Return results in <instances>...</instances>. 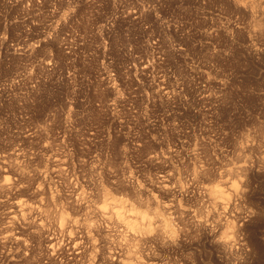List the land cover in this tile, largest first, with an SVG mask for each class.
I'll list each match as a JSON object with an SVG mask.
<instances>
[{
    "label": "rangeland",
    "instance_id": "374dc122",
    "mask_svg": "<svg viewBox=\"0 0 264 264\" xmlns=\"http://www.w3.org/2000/svg\"><path fill=\"white\" fill-rule=\"evenodd\" d=\"M129 254L264 264V0H0V264Z\"/></svg>",
    "mask_w": 264,
    "mask_h": 264
},
{
    "label": "bare ground",
    "instance_id": "6f19581e",
    "mask_svg": "<svg viewBox=\"0 0 264 264\" xmlns=\"http://www.w3.org/2000/svg\"><path fill=\"white\" fill-rule=\"evenodd\" d=\"M259 23H260V22H258V24H259ZM232 186H233V185H232ZM217 187H218V186H217ZM236 187H237V186H236ZM218 188H219V187H218ZM212 189H213V188H212ZM212 189H211V191H213V192L216 191V187H215V190H212ZM220 189H221V188H220ZM233 189L235 190L234 187H233ZM221 190H223V189H221ZM218 191H219V190H218ZM218 191H217V192H218ZM217 192H216V193H217ZM219 192H220V191H219ZM221 192H222V191H221ZM223 192H225V191L223 190ZM235 193H236V192H235ZM214 194H215V193H214ZM219 194H220V193H218L217 196H219ZM237 194H238V193H237ZM213 196H214V195H213ZM224 196H225V195H224ZM230 196H231V195H230ZM220 197H221V196H220ZM220 197H219V198H220ZM222 197H223V196H222ZM222 197H221V198H222ZM107 198H108V197H107ZM214 198H217V197H214ZM221 198H220V199H221ZM223 198H224V199H221V201H220L219 203L217 202V200L215 201V203L217 202L218 205L223 204L222 207L224 208V207H227V205H228V203H229V201H230V198H226V196L223 197ZM212 199H213V197H212ZM217 199H218V198H217ZM231 199H232V198H231ZM214 200H215V199H214ZM106 202H107L106 204H107L109 207H113V208H115L116 206H118V205H120V204L123 203L121 200H118L117 203H116V202H113V201H106ZM119 202H120V203H119ZM20 203H21V202H20ZM220 203H221V204H220ZM23 204H24V203H23ZM23 204H22V206H23ZM106 204H105V208H104V206H102V209H101L102 211H105V209L107 208V205H106ZM103 208H104V209H103ZM135 208H136V207H135ZM135 208H134L133 210H135ZM139 209H140V208H139ZM139 209L135 210L136 213H137V212L140 213L139 215H141V216L144 218V217L146 216V213H145L146 210H145V211H140ZM126 210H127V209H126ZM142 210H143V209H142ZM213 210H214V209H213ZM131 211H132V210H131ZM135 211H134V212H135ZM118 212H119V211H118ZM118 212H116L115 215H117ZM138 213H137V214H138ZM101 214H102V215H108V216L111 215V214H106L105 212H101ZM128 214H129V213H128ZM128 214H127V215H128ZM132 214H133V212H132L130 215L132 216V218H134L135 215L133 216ZM134 214H135V213H134ZM137 214H136V215H137ZM149 214H150V213H149ZM112 215H113V211H112ZM112 215H111V216H112ZM125 215H126V214H125ZM127 215H126V216H127ZM111 216H109V217L111 218ZM131 216H130V217H131ZM137 216H138V215H137ZM206 216H207V215H206ZM122 217H123V216H122ZM61 218L63 219V216H61ZM64 218H65V217H64ZM138 218H139V216H138ZM130 219H131V218H130ZM144 219H145V218H144ZM144 219H143V220H144ZM206 219H207V218H206ZM64 220H65V219H64ZM134 220L137 221V219H134ZM140 221H141V220H140ZM149 221H150V219H149ZM149 221L147 220L148 223H146V224H145V223H142L143 221H141L140 223L145 224V225H144V226L142 225V226H141L140 228H138L137 230H139V229H140V231H142V229H143L144 231H148V230H150V229H151V225H152L153 223L150 225L149 223H150L152 220H151L150 222H149ZM160 221H161V220H160ZM138 222H139V221H138ZM145 222H146V221H145ZM154 222H155V221H154ZM166 222H167V221H166ZM140 223H139V224H140ZM125 225H126V224H125ZM156 225H157V224H156ZM163 225H164V224H163ZM161 227H162L163 229L167 228L165 225H164L165 228H164L163 226H161ZM161 227H160V228H161ZM141 228H142V229H141ZM160 228H159V229H160ZM162 228H161V229H162ZM132 229H134V228H132ZM161 229H160V230H161ZM135 230H136V229H135ZM137 230H136V231H137ZM132 231H133V230H132ZM140 231H139V232H140ZM162 231H163V230H162ZM162 231H161V232H162ZM167 231H168V230H167ZM169 231H170V229H169ZM139 232H138V234H139ZM142 232H143V231H142ZM164 232H165V231H164ZM134 233H135V232H134ZM144 233H146V232H143V233H142V236H145ZM158 233H159V232H158ZM131 234H132V233H131ZM146 234H148V233H146ZM224 234H225V233H224ZM136 235H137V234H136ZM139 235H141V234H139ZM226 235H227V234H226ZM142 236H141V237H142ZM227 236H228V235H227ZM138 237H139V236H138ZM138 237H136L137 239H135V238H134V239L140 242L141 239H139ZM171 237H172V236H171ZM171 237H170V238H171ZM224 237H225V236H224ZM125 238H126V237H125ZM125 238H124V239H125ZM127 238H128V237H127ZM149 238H150V237H149ZM162 238H163V237H162ZM170 238H169V239H170ZM124 239H123V240H124ZM131 239H132V238H131ZM134 239H133V240H134ZM138 239H139V240H138ZM142 239H143V238H142ZM163 239H164V238H163ZM227 239H228V238H227ZM128 240H129V239H128ZM228 240H229V239H228ZM228 240H227V241H228ZM126 241H127V240H126ZM137 241H136V243H137ZM164 241H165V240H164ZM223 241H224V240H223ZM225 241H226V240H225ZM162 242H163V241H162ZM176 242H178V241H176ZM221 242H222V241H221ZM136 243H135V244H136ZM178 243H179V242H178ZM135 244H134V245H135ZM137 244H138V243H137ZM150 244H151V243H150ZM164 244H165V243H164ZM126 245H127V244H126ZM130 245H131V244H130ZM178 245H179V244H178ZM132 246H133V245H132ZM148 246H149V245H148ZM135 248H136V247H135ZM126 249H127V248H126ZM129 249H131V248L129 247ZM133 249H134V248H133ZM146 249H147V247H146ZM152 249H153V248H152ZM224 249H225V248H224ZM153 250H154V249H153ZM134 251H135V252H132V254H133V253H134V254L136 253V250H134ZM137 251H138V250H137ZM138 253H139V252H138ZM144 253H145V252H144ZM132 254H129V255H130V258H129V259H130V260L126 261V264H137V258H136V256H135L136 259H135L134 257H131ZM134 254H133V255H134ZM146 254H147V253H146ZM133 255H132V256H133ZM138 256H140V255H137V257H138ZM138 258H139V257H138ZM142 259H143V258H142ZM124 260H125V258H124ZM135 260H136V261H135ZM140 260H141V259H140ZM122 261H123V260H122ZM122 261H121V262H122ZM144 262H145V260H144ZM150 263H151V262H149V264H150ZM143 264H144V263H143Z\"/></svg>",
    "mask_w": 264,
    "mask_h": 264
}]
</instances>
